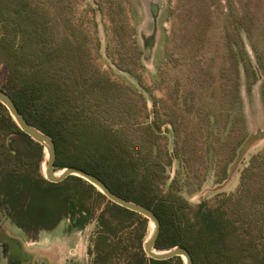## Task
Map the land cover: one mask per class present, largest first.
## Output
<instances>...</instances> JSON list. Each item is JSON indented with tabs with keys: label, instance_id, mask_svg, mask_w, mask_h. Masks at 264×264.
Returning <instances> with one entry per match:
<instances>
[{
	"label": "trees",
	"instance_id": "trees-1",
	"mask_svg": "<svg viewBox=\"0 0 264 264\" xmlns=\"http://www.w3.org/2000/svg\"><path fill=\"white\" fill-rule=\"evenodd\" d=\"M71 5L72 0H0V68L5 74L0 89L31 126L53 140L55 171L81 169L115 195L151 209L160 221L159 252L179 246L193 264H264V151L250 158L235 191L189 203L176 180L167 185L168 168L173 159L190 167L202 157L199 150L210 152L213 141L203 144L205 138L183 130L186 115L164 105L161 109L154 99L157 128L169 125L175 135L173 149L164 147L162 135L143 120L149 116L144 96L94 63L90 39L72 19ZM111 5L110 13L121 16H112L114 32L132 34L123 6ZM133 47L131 63L140 66L142 51ZM123 60H114L116 68L135 74ZM246 137L218 162L216 184L227 179ZM44 162V147L0 103L4 224L38 241L61 224L62 234H73L95 223L87 264H184L181 257L149 258L143 250L148 219L112 203L79 177L47 181Z\"/></svg>",
	"mask_w": 264,
	"mask_h": 264
},
{
	"label": "rangeland",
	"instance_id": "rangeland-1",
	"mask_svg": "<svg viewBox=\"0 0 264 264\" xmlns=\"http://www.w3.org/2000/svg\"><path fill=\"white\" fill-rule=\"evenodd\" d=\"M114 4L123 6L122 15L132 34L114 32L112 16L121 17L110 13L109 5ZM68 11L88 35L94 63L144 96L149 114L144 121L151 125L154 120L155 99L161 109L164 105L186 115L183 130L205 138L203 144L213 141L210 152L199 150L202 157L188 168L173 159L167 185L176 180L192 205L235 191L250 158L264 151V0H72ZM134 45L142 51L136 67L129 53ZM121 58L135 74L116 68L114 60ZM4 76L1 67L0 86ZM159 130L163 146L173 149L171 127ZM245 134L237 159L228 167V173L233 169L232 176L222 182L220 190L217 164L225 161ZM0 222V233L22 232L4 224L1 217ZM152 228L149 222V235ZM62 230L63 224L28 246L31 251L50 253L31 264L88 263L95 223L66 237L60 236ZM11 245L0 246V264H11L3 255Z\"/></svg>",
	"mask_w": 264,
	"mask_h": 264
},
{
	"label": "water",
	"instance_id": "water-1",
	"mask_svg": "<svg viewBox=\"0 0 264 264\" xmlns=\"http://www.w3.org/2000/svg\"><path fill=\"white\" fill-rule=\"evenodd\" d=\"M0 103L7 109L10 116L13 118V120L16 122V124L19 126V128L28 135L32 140L42 145L47 153V158L44 162V177L47 181L52 183H60L67 179L70 176H76L79 177L85 181H87L89 184L94 186L98 191H100L109 201L112 203L125 208L129 211L138 213L145 217L153 224V231L143 244V250L145 254L156 261H167L174 257H181L184 264H193L192 257L190 253L183 247H174L170 250L161 251L158 252L155 249V242L158 238V235L160 233V221L158 217L155 215V213L144 206L138 205L136 203H133L131 201L125 200L117 195H115L106 185L104 182H102L99 178L96 176L87 173L81 169L75 168V167H68L63 170H61L60 175H57L55 171V160H56V148L53 140L39 131L38 129L31 126L23 117V115L18 111L15 103L13 102L12 98L5 93L4 91L0 90ZM151 126L153 129L159 134L160 130L157 128L154 120L151 122ZM237 159V156L235 160ZM234 160V161H235ZM232 169V168H231ZM233 170V169H232ZM230 170L228 173V177L232 176L233 171ZM219 189L223 190V183L218 184ZM11 242V241H10ZM12 260V258L10 257ZM12 262H15L12 260ZM23 262V253H22V260ZM17 263V262H15ZM17 263V264H21Z\"/></svg>",
	"mask_w": 264,
	"mask_h": 264
},
{
	"label": "crops",
	"instance_id": "crops-1",
	"mask_svg": "<svg viewBox=\"0 0 264 264\" xmlns=\"http://www.w3.org/2000/svg\"><path fill=\"white\" fill-rule=\"evenodd\" d=\"M81 233V232H80ZM74 234V233H73ZM78 234V233H75ZM49 235V234H46ZM68 234H61V237H66ZM10 237V239H12L13 241H15L19 247H21L22 249V253H23V262L21 264H31V263H35V262H39V259L41 257V259L45 257H49L50 253H43L37 250H33L31 251L29 249V245H35L36 243H38L40 241V238L38 239V241H31L27 235L24 232H19L18 234H16L14 237L8 236ZM48 258H46L45 260H47ZM12 262V260H11ZM12 264H17L15 262H12Z\"/></svg>",
	"mask_w": 264,
	"mask_h": 264
},
{
	"label": "flooded vegetation",
	"instance_id": "flooded-vegetation-1",
	"mask_svg": "<svg viewBox=\"0 0 264 264\" xmlns=\"http://www.w3.org/2000/svg\"><path fill=\"white\" fill-rule=\"evenodd\" d=\"M0 225H1V227H2V223H1V222H0ZM0 234L3 235V236L0 237V246H2L3 243H6V242L12 244V245L10 246V248L4 252L3 255H4L5 257L8 256L9 259H10V252L12 251V249H13L14 247H17V248L22 252L21 247H19V245H18L15 241H13L12 239H10V237H8V236L14 237L15 235H12L11 233H8V232H2V233H0ZM10 241H11V242H10ZM2 247H3V246H2ZM10 261H11V259H10ZM11 264H12V262H11Z\"/></svg>",
	"mask_w": 264,
	"mask_h": 264
},
{
	"label": "bare ground",
	"instance_id": "bare-ground-1",
	"mask_svg": "<svg viewBox=\"0 0 264 264\" xmlns=\"http://www.w3.org/2000/svg\"><path fill=\"white\" fill-rule=\"evenodd\" d=\"M60 173H58L57 175H60ZM10 257L12 258L13 261H15L17 263H21V260H22V252L17 247H14L12 249V251L10 252Z\"/></svg>",
	"mask_w": 264,
	"mask_h": 264
}]
</instances>
